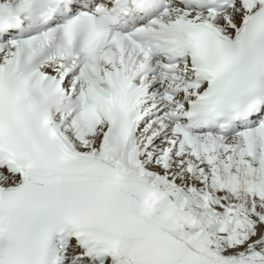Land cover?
I'll list each match as a JSON object with an SVG mask.
<instances>
[{"label":"snow or ice","instance_id":"obj_1","mask_svg":"<svg viewBox=\"0 0 264 264\" xmlns=\"http://www.w3.org/2000/svg\"><path fill=\"white\" fill-rule=\"evenodd\" d=\"M0 264H264V0H0Z\"/></svg>","mask_w":264,"mask_h":264}]
</instances>
